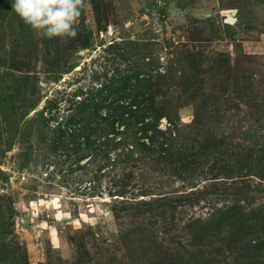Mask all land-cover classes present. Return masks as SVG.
Listing matches in <instances>:
<instances>
[{
  "label": "trees",
  "instance_id": "trees-1",
  "mask_svg": "<svg viewBox=\"0 0 264 264\" xmlns=\"http://www.w3.org/2000/svg\"><path fill=\"white\" fill-rule=\"evenodd\" d=\"M90 2L97 26L105 28L102 22L107 20L109 3ZM76 27L78 35L70 43H61L60 38L44 39L47 49L44 64L53 81L72 69L68 59L72 50L90 45L92 33L84 23L82 12ZM118 44L110 43L107 49L118 47L114 56L125 67L97 76L94 90L78 91L74 94L78 98L70 100L64 108L66 114L59 116L55 111L58 116L48 118L55 121L49 128L50 150L64 153L68 158L74 155L73 163L78 168L95 162L97 171L104 167L112 171L119 168L121 173L114 174L115 181L108 190L114 199L110 205L112 214L116 218L121 217V212L137 220L153 218L161 222L162 229L151 232L147 224L134 223L120 238L127 244L136 235L138 245L123 253L119 248L104 251V262L95 264H264V200L261 199L264 197V99L256 104L260 100L245 92L252 77L234 75L230 83L227 76L223 83L231 84L230 92L222 91L220 85V89L208 90L204 74L221 71L224 66L230 68L224 54L204 55L201 51L182 48L178 59H170L169 65L163 67L146 43L129 42L128 47L121 43V49ZM31 46L12 53L9 68L18 73L15 74L18 77H13L12 110L17 109L14 102H29V107L34 108L41 98L36 91V77L28 74L33 68ZM53 49L55 52L51 53ZM174 63L182 64L178 74ZM175 85H179L177 94ZM30 91L34 98L26 101ZM231 93L239 96L235 102L252 107L251 119L245 126L237 125L232 133L218 135L216 129L199 135L198 118L207 102H214L209 119L221 122L232 111L228 104L232 101ZM177 95L196 105V113L186 127L173 114ZM56 106L55 101L46 98L41 112H50ZM235 108L238 110V104ZM43 125L48 127L47 123ZM183 128L188 130L183 132ZM233 134H239L240 138H234ZM146 163L185 186L181 190L151 189L143 181L147 172H141V177L138 174ZM136 179L142 183L138 184ZM199 182L203 184L199 186ZM202 200L210 208L206 216L187 220L177 215L180 209ZM7 207V211L0 209V264H30L26 248L16 239L8 221L13 207ZM3 212L10 214L5 217ZM173 228L174 237L166 238ZM87 231L93 235L91 227ZM79 236V242L74 245V264H91L83 236ZM68 239L73 241L71 236Z\"/></svg>",
  "mask_w": 264,
  "mask_h": 264
},
{
  "label": "rangeland",
  "instance_id": "rangeland-1",
  "mask_svg": "<svg viewBox=\"0 0 264 264\" xmlns=\"http://www.w3.org/2000/svg\"><path fill=\"white\" fill-rule=\"evenodd\" d=\"M11 3L12 0L0 1V209L7 211V205L13 207L8 221L16 239L26 248L30 264H74V245L80 240L79 234L83 236L91 264L104 262V251L119 248L123 253L138 245L136 235H132L127 244L120 238L124 230L138 222V225L147 224L154 232L162 227L161 222H155L153 218L137 220L122 212L121 217L116 218L110 211L114 199L108 195V190L115 181L114 174L120 175V169L112 171L110 167H104L97 171L96 162L82 169L73 163L74 155L68 158L64 153L52 152L49 128L55 121L48 118L58 116L55 111L59 116L66 114L64 108L70 100L78 98L74 95L78 91L94 90L97 76L125 67L114 56L118 47L107 49L110 43H125L126 47L129 42L146 43L163 67L169 65L170 59L176 61L182 48L201 51L204 55L222 53L228 57L230 68L224 66L222 72L216 69L215 73L204 74L207 89H220L221 86L222 91L230 92L231 84L225 85L223 79L228 76L231 83L234 75L244 74L252 77L245 92L260 100L256 104L263 102L264 0H106L109 8L107 20L102 22L105 28L97 26L91 2L84 0L81 12L92 33L90 45L72 50L68 59L73 67L57 81H53L44 64L47 57L45 38L12 13ZM30 45L33 46V68L28 74L36 77V91L41 98L34 108L29 107V102H14L17 109L12 110L13 77H18L15 75L18 73L9 68L12 53ZM53 52L55 49L51 50ZM177 65L174 63L178 74L182 64ZM174 87L177 94L179 85ZM236 96L231 93L232 101L228 104L232 111L226 113L221 122L209 119L214 102H207L205 111L201 110L198 118L199 135L216 129L218 135L232 133L230 131L237 125L247 124L254 112L249 113L252 107L243 102H235ZM33 98L31 91L26 94V101ZM46 98L55 101L57 106L50 112H41ZM183 101V96L174 97L173 114L180 125L186 127L197 109L195 104ZM235 104H238V110ZM187 130L183 128V132ZM194 130L198 131L197 128ZM233 135L240 138L239 134ZM141 172H147L142 179L153 190H181V186H185L154 170L151 163L138 170L140 177ZM135 181L142 183L140 179ZM202 184L198 183L199 186ZM209 210L202 200L180 209L177 215L188 220L204 217ZM9 214L6 212L4 216ZM88 226L93 235L87 231ZM175 233V229L166 233V238L174 237ZM69 236L73 237L72 242Z\"/></svg>",
  "mask_w": 264,
  "mask_h": 264
},
{
  "label": "clouds",
  "instance_id": "clouds-1",
  "mask_svg": "<svg viewBox=\"0 0 264 264\" xmlns=\"http://www.w3.org/2000/svg\"><path fill=\"white\" fill-rule=\"evenodd\" d=\"M84 0H12L11 9L31 30L47 39L70 43L78 35L77 23Z\"/></svg>",
  "mask_w": 264,
  "mask_h": 264
},
{
  "label": "built area",
  "instance_id": "built-area-1",
  "mask_svg": "<svg viewBox=\"0 0 264 264\" xmlns=\"http://www.w3.org/2000/svg\"><path fill=\"white\" fill-rule=\"evenodd\" d=\"M162 123L165 124V119L162 120Z\"/></svg>",
  "mask_w": 264,
  "mask_h": 264
}]
</instances>
